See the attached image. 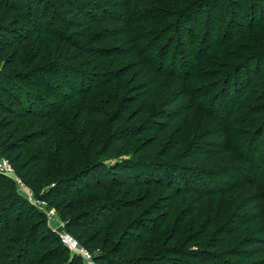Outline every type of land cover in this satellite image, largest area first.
I'll return each instance as SVG.
<instances>
[{
    "label": "trees",
    "instance_id": "16d2710c",
    "mask_svg": "<svg viewBox=\"0 0 264 264\" xmlns=\"http://www.w3.org/2000/svg\"><path fill=\"white\" fill-rule=\"evenodd\" d=\"M145 1L122 0L120 6H114L121 17L115 14L117 10L110 9L109 2L99 0H0V157L16 168L25 149L40 143L42 158L38 166L42 169L36 184L46 187L42 198L54 208L65 232L91 255L93 264H240L249 259L247 264H264L262 260H252L257 251L254 245H263L264 239L250 237L233 247L224 239L216 242L215 248L204 242L185 252L173 249V257H166L160 250L153 257L132 259L105 254L111 239H106V234L119 233V243L129 252L146 236L161 232L168 217L152 199L153 191L158 190L168 191L173 204L175 198L186 194L195 195L199 201L226 196L241 188L251 189L255 208L240 206L221 225L222 234L233 237L253 222L260 223L264 230V152L257 155V143L264 138V92L254 90L253 94L250 89L252 82L257 84L259 79H249L252 62L235 68L223 62L214 70L218 63L207 58L208 52L217 48L214 38L220 34L222 24L213 15L217 4L224 0H194L187 5L185 0H161V8L151 11L141 8ZM204 11L206 16H202ZM6 13L19 17L21 24L12 27ZM112 14L116 20L121 17L120 35L140 60V80L129 75L136 66L108 61L122 55L120 48L86 47L90 38L98 34L91 27L81 33L87 42L75 44L71 40L80 35L73 29L82 18L95 26L108 21ZM263 21L256 23L257 28H264ZM59 26L73 31L68 33L62 28L57 32ZM201 26L203 42L198 46ZM191 27L194 31L190 33ZM34 32L42 36L34 37ZM105 32L97 37L107 40L109 33ZM186 35L190 50L183 47ZM51 36L56 37L55 41L50 40ZM32 39L38 41L36 45ZM71 48L76 49L74 54ZM170 51L171 63L166 69L163 61ZM90 54L103 60L84 62ZM12 55L13 65L9 64ZM78 60L81 67L93 66L96 72L86 73L79 70L80 66L69 64ZM256 72L258 75L257 69ZM51 77L72 94L50 83ZM175 81L187 90L191 109L204 111L207 104L205 117L219 119L222 127L213 133L219 138H207L204 131L189 135L184 128L175 126L185 116L176 111L175 105L185 94L173 93ZM161 88H167V92ZM252 101H257L254 113L244 122L238 121L245 105ZM20 121L29 124L30 129L16 135L14 123ZM40 122L46 126L42 128ZM253 122L254 131L248 129ZM178 128L184 133L178 134ZM50 151L57 160L49 159ZM230 153L233 158L237 156V164L217 166L216 161H210L209 165H187L189 160H212L215 156L234 163ZM128 155L136 158H125ZM45 162L48 165L43 169ZM73 165L77 169L72 171ZM8 184L0 175V205L9 216L11 197L17 205L24 207L26 203L10 194L9 186H5ZM26 185L38 196L34 185ZM91 195L104 196L106 201L93 203ZM193 214H184L182 224ZM30 217L38 226L9 241L15 247L4 264H87L80 254L70 253L59 238L48 235L41 215L32 213ZM16 218L7 228L14 230ZM174 222L179 223L178 217ZM213 223L217 225V221ZM41 228L46 234L39 238L35 229ZM2 235L0 231V238ZM39 244H46L48 249L37 251ZM227 244L230 248H223ZM217 247L220 250L212 251Z\"/></svg>",
    "mask_w": 264,
    "mask_h": 264
},
{
    "label": "rangeland",
    "instance_id": "374dc122",
    "mask_svg": "<svg viewBox=\"0 0 264 264\" xmlns=\"http://www.w3.org/2000/svg\"><path fill=\"white\" fill-rule=\"evenodd\" d=\"M87 1H98V0H87ZM99 1H106L109 2L110 9H116L115 5H121L122 0H99ZM227 1V0H226ZM161 0H146L144 3H142L141 8H144L145 11H151L154 8H161L159 3ZM187 2L186 4H191L194 2V0H185ZM225 2V0H224ZM220 1L217 4V8L215 9V14L213 15L214 20L221 21L222 27L218 31V36L214 38V44L217 48L211 50L207 54V58H209L210 61H214L215 64L218 63V65L213 66L212 69L217 70L222 66L223 62L230 63L231 65H234L233 67H239L240 65L246 64L247 62H252V69L248 72L249 79H253L256 76H258L257 84L252 82V85L250 89L252 90V93L254 94V90L257 91V93H263L264 92V28L260 29L257 28L256 23L260 20L264 19V0H229L228 3H224ZM193 6V5H192ZM142 13H145L142 11ZM119 14L118 16L122 17V14ZM207 11L202 12V16H206ZM139 17L142 16L141 13L137 14ZM0 16H1V9H0ZM114 14H112V18L107 19L105 23H101L98 25H88L90 24L85 18H82L81 21H78L75 23V30L76 32H79L80 35H74L71 40L76 44L80 42H87L85 41V38L81 33L84 32L85 27H91L96 33V36L90 38V42L86 47L89 48H101L109 47L108 49L120 51L122 55L116 56L113 58H108V61L115 60V64L118 65L121 62L122 64H127L132 66H136L135 68L132 67V70L130 71V74H134L133 77H138L139 69L138 64L140 63L139 58L135 53H132L130 50V46L128 43L124 42V35L122 31V25L120 23V18L116 20V18H113ZM5 18L7 21L10 22L12 27H15L17 24H21V19L19 17H15V15H12L10 13L5 14ZM108 18V15L106 16ZM204 19H201L200 25H202ZM264 22V21H263ZM65 30L68 33H71V29L69 27L64 26ZM60 26L56 29L57 32L62 29ZM90 28V29H91ZM243 28V29H242ZM89 29V30H90ZM190 33L194 31V27L190 28ZM242 29V30H241ZM87 30V31H89ZM204 28L202 26L200 27L199 31L200 33L197 36L198 39V46L200 44V41H202L203 35L200 36L203 32ZM244 30V31H243ZM100 31V32H99ZM107 31L109 34V38L107 40L103 39L102 37H97V35H101V32ZM241 31V32H239ZM56 32V33H57ZM36 33V32H34ZM93 34L92 32L90 35ZM106 34V32H105ZM184 35V34H183ZM36 36H42L40 34L34 35ZM80 36V37H79ZM86 36V35H85ZM187 36V35H186ZM41 38V37H40ZM50 40H54L56 37H50ZM188 36L185 37L184 43L186 44L185 47L187 50H190L188 44ZM33 40V39H32ZM49 40V39H48ZM182 40V41H183ZM217 40V41H216ZM213 41V40H212ZM34 45L37 44V40H33ZM36 42V43H35ZM209 41H206V44H208ZM219 42V43H218ZM83 44V43H82ZM167 45V44H165ZM197 45L195 48H193V52L195 53ZM114 47V49H113ZM120 48V50H119ZM14 47L11 48L8 52L13 51ZM203 50V49H202ZM25 53L28 52V50L24 49ZM73 51L76 52V49L71 48V53ZM172 51L169 52L168 55L164 58V68L167 69L169 64L171 63V54ZM95 60L98 62H101L103 59L102 57H96L93 54L87 55L86 60L84 59V62H88L90 60ZM15 55H12L10 57L9 64L14 63ZM255 60V61H254ZM69 62V61H67ZM173 62V61H172ZM69 64L78 65L83 72L86 73H93V71L96 69L95 67H81L80 64H82L81 61H77L74 63V61H70ZM174 64V63H173ZM176 68L178 66V61L175 62ZM174 64V65H175ZM254 66L256 68H254ZM260 68V69H259ZM256 69L258 70L259 74H257ZM98 70V69H97ZM234 72H237V70H233ZM96 72V71H94ZM260 76V77H259ZM139 78V77H138ZM144 77L143 79H145ZM52 84L58 85L60 88H62V92L65 94H72L70 90L64 91V88L60 81L55 78H50ZM142 79V76L140 75L139 80ZM260 80V83L258 84ZM176 82V81H175ZM177 84V85H176ZM181 84V83H180ZM176 87L173 89V93H183L182 99L179 101V103L176 106L177 113L184 114V117H180L178 121L175 123V126H180L184 128V132L186 134L192 135L197 131H204L206 133L207 138H212V135L216 136V138H219L218 135L213 134L214 131H218L221 129L220 121L217 118H208L205 117V110L208 109V105L204 104L203 110L204 111H198L196 109H191V103L190 98L186 94V89L184 87H180L178 83H174ZM162 87V86H161ZM244 88V87H243ZM242 88V90H243ZM162 92L164 90V93L167 92V88H161ZM140 91L138 92V94ZM172 93V94H173ZM136 94V93H135ZM252 94V95H253ZM139 96V95H138ZM257 101H252L250 105L246 104L243 111H241L240 117H238V121L244 122L248 117L251 116L252 113H254V104H256ZM222 104V103H221ZM251 107V108H250ZM222 108V107H221ZM187 114V115H186ZM220 118V117H219ZM42 125V128H44L46 125H43L42 122L38 123ZM29 125V124H28ZM26 124L25 121L15 122L14 123V131L16 135H20L25 133L30 129V127ZM39 126V125H38ZM216 128V130H215ZM247 128V127H245ZM248 129L254 131V122L249 125ZM178 134H181L183 131L181 128L176 129ZM216 131V132H217ZM183 132V133H184ZM219 132V131H218ZM251 132V131H250ZM211 135V137L209 136ZM250 134L248 135V137ZM205 139V137H204ZM41 145L40 143H34L27 149H25V152H23V157L20 162H16V168L12 169V173L10 175H3L8 181V185H5L7 188L9 186L10 188V194L11 192L18 198L20 201L25 202L24 207L21 205H17L15 202L16 200L11 197L10 200V206L12 209V212L8 216L7 210H4L2 206L0 205V231L4 232V235L0 238V246H1V252H0V264H4L5 260L11 256L12 253V246L9 241L11 239L14 240V238L24 236L27 231H33L35 226H38V222L31 219V214H39L41 215V219L43 220L44 228L47 231L48 235L52 234L60 239L61 243V237L67 236L69 238V244L73 245L75 244L77 246L78 251H85L77 242L76 240L67 234L64 230V225L59 219V217L56 215L54 208L47 202L43 200V194L46 189V187L37 186L36 179L40 176L41 169L38 166V161L42 158V151H41ZM219 151V150H218ZM257 155L262 156L264 152V138H261L257 143ZM214 152H217L214 151ZM254 152V149H253ZM18 154V153H17ZM231 154V158L233 159L234 163L230 162L229 159L224 160L222 157L215 156L214 159H201L199 161L195 160H189L187 161V165L191 167H197L201 166L203 164L209 165L210 161H216L217 166L224 165H233L237 164V159L233 158V154ZM53 155V156H52ZM140 156V155H139ZM137 156V158H139ZM225 156V155H223ZM51 157V158H50ZM132 157L136 158L135 155H128L125 158L131 159ZM52 158H55L57 160L56 156L54 155L53 151L49 152V159L52 160ZM74 159L76 157H73ZM59 164V162H58ZM48 164L45 162L43 164V169H45L44 166H47ZM224 167V166H223ZM48 168V167H47ZM15 169V170H14ZM22 169V171H20ZM77 165H73L71 167V170H76ZM47 174L49 171H45ZM238 177V176H236ZM239 178V177H238ZM228 179V178H227ZM32 184L36 187L38 190L36 196L33 191L26 185V184ZM53 184H50L49 186H52ZM254 194L253 190H248V188H241L233 192H229L226 194V196L221 197H214L211 199H203L198 201V197L195 195H188L186 194L183 197H179L178 199L175 198V201L173 204H171V200L173 199L169 194L168 191L165 190H158L153 191L152 193V199L154 202L159 203L160 209H162L163 213H165V218L168 217L167 222L161 229V232L158 235L154 236H146L145 239H143L142 242L135 245L131 251L126 252L124 251V246L119 243V233H115L114 235H105L106 239H110V243L108 245V249H106L105 253L107 255L117 257V258H126V259H132V258H139L143 257L144 255H150L153 257L154 252L160 250L162 254L166 255V257H173L175 256L173 253V249L175 251L181 250L183 252L189 251L192 249H196L194 244H200V243H210L211 247L215 248L216 242L229 240L232 242L231 247L236 245V243L239 242V244L245 242L246 239L249 237L251 239L257 238L258 240L264 239V230H261L263 226L260 225V223L253 222L254 224H250L243 228L242 231L234 235L233 237H228L222 234L221 225L226 224L228 220L231 219L237 213V210L240 206L245 208V206H249L251 208H255L256 204L254 203ZM250 195H252L250 197ZM42 198V199H41ZM82 199L79 200V202ZM93 203H102L105 202L106 199L104 196H92L89 199ZM12 201V202H11ZM83 201V200H82ZM36 204V205H35ZM182 210V211H181ZM184 214H189V212H193L194 214L188 219L184 224L181 222V218ZM254 213V209H253ZM18 218V221L16 222V226L14 227V230L7 228V225L15 218ZM178 217V224H175L174 220ZM16 218V220H17ZM253 218V217H252ZM20 219V220H19ZM213 221H217V225L213 223ZM255 221V220H254ZM181 226V227H180ZM220 226V227H219ZM241 225L240 227H242ZM254 226V230H253ZM207 228H210L207 230ZM45 230L39 229L35 231L38 233L39 238L42 236H45ZM207 230V231H206ZM225 230V228H224ZM253 230V231H252ZM180 231V232H179ZM252 231V232H251ZM214 232V233H213ZM48 237V236H47ZM109 237V238H108ZM99 244L103 243L102 241H98ZM229 242V243H230ZM63 244V243H62ZM215 244V245H212ZM64 245V244H63ZM66 249L70 253L78 254V252L70 251L68 248V245H64ZM70 246V245H69ZM101 246V245H100ZM230 246L227 244L223 246V248H230ZM254 249L256 248L257 251L254 252V258L252 260L258 259L264 261V244L263 245H254ZM203 248V247H202ZM201 248V249H202ZM218 248V247H217ZM221 248V247H219ZM212 249V251L217 252V250L220 249ZM48 246L46 244L38 246L37 251L43 252L44 250H47ZM112 254H110V251ZM205 250V249H203ZM259 253V254H257ZM149 256V257H150ZM251 259H249L247 262L244 261V263L240 264H247ZM62 264L63 262H59Z\"/></svg>",
    "mask_w": 264,
    "mask_h": 264
},
{
    "label": "built area",
    "instance_id": "2783aa9c",
    "mask_svg": "<svg viewBox=\"0 0 264 264\" xmlns=\"http://www.w3.org/2000/svg\"><path fill=\"white\" fill-rule=\"evenodd\" d=\"M11 173L12 169L8 161L0 157V175L8 176ZM61 240L64 245H68L70 251H74L76 253L78 252V254H80L83 259L86 260L87 264H93L91 255L86 251H78L77 246L75 244H69V238L67 236L61 237Z\"/></svg>",
    "mask_w": 264,
    "mask_h": 264
}]
</instances>
